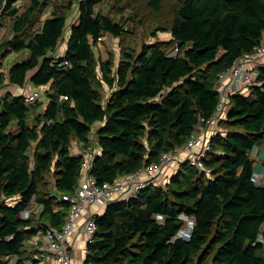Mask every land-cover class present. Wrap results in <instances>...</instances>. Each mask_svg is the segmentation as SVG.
Here are the masks:
<instances>
[{"label": "trees", "instance_id": "obj_1", "mask_svg": "<svg viewBox=\"0 0 264 264\" xmlns=\"http://www.w3.org/2000/svg\"><path fill=\"white\" fill-rule=\"evenodd\" d=\"M17 1L7 0L0 13V25L9 18L12 30L0 39V68L12 52L27 50L9 69L10 84L48 89L44 109L23 95L0 96V264H42L32 256V239L62 228L70 208L62 195L73 194L82 178L74 142L88 146L97 135L101 151L91 172L100 183L183 147L217 109L219 74L263 41L264 0H173L166 16V0H30L24 12ZM135 3L144 6L142 15L136 8L124 21L114 17ZM105 4L109 13L98 10ZM73 9L78 19L69 27ZM145 19L171 38L137 51L127 42L128 24L136 39ZM107 36L120 38L119 61L96 51ZM174 43L179 51L169 55ZM260 72L264 80V66ZM104 86L116 87L105 103ZM217 125L204 159L212 172L183 161L165 185L108 203L86 264H264V185L253 180L252 157L264 141V83L231 95ZM27 209L30 216L21 217ZM187 218L189 238L178 235Z\"/></svg>", "mask_w": 264, "mask_h": 264}, {"label": "built area", "instance_id": "obj_2", "mask_svg": "<svg viewBox=\"0 0 264 264\" xmlns=\"http://www.w3.org/2000/svg\"><path fill=\"white\" fill-rule=\"evenodd\" d=\"M7 0H0V13L2 12ZM105 39V38H104ZM99 37L98 41L104 40ZM179 51V45L168 51L169 55H175ZM64 53L56 51L55 59L60 58ZM69 64V61H65ZM264 66V39L261 44L252 52H246L235 60L232 66L219 74L216 82V89L219 93V103L213 115L205 120L202 118L200 126L194 130L183 147L176 151H168L162 154L158 162H154L149 166L143 167L137 171L128 173L113 182L100 183L96 176L91 172L94 161L97 157L93 144L86 146L83 151L82 161V179L75 188L73 194H63L62 199L70 203V208L65 217L64 224L61 229L45 228L40 233V239L47 247L54 264H75L71 255L70 237L75 227L76 219L85 211L88 204H108L113 201L126 200V197L136 196L140 190L150 184H156L157 178H161L163 183L170 180V176L164 173V168L171 164H180L179 156L184 152H188L187 161L191 166L197 168L201 172L211 173L212 169L207 167L204 159L211 150V138L213 135L207 133V129L212 127L214 123L217 125L219 118L225 117L230 97L233 94L248 95L254 86H262L264 80L260 78V67ZM42 91L34 88L28 93H22L27 103H34L41 98ZM64 96V99H67ZM219 130V129H218ZM217 130V131H218ZM257 148L255 146L252 151ZM147 174V178L142 174ZM253 180L260 185H264V171H255ZM31 214V210L27 209L21 213V217L27 218ZM99 214H89L84 222L85 246L83 254L87 257L90 252L89 246L95 242L98 224L97 218ZM159 220L163 219L162 215H157ZM189 224L185 229H181L179 236L189 238L193 228V219H189ZM264 225L260 233V241H264ZM12 263L17 261V256L9 257ZM29 264H33L31 261Z\"/></svg>", "mask_w": 264, "mask_h": 264}, {"label": "rangeland", "instance_id": "obj_3", "mask_svg": "<svg viewBox=\"0 0 264 264\" xmlns=\"http://www.w3.org/2000/svg\"><path fill=\"white\" fill-rule=\"evenodd\" d=\"M29 1L30 0H23L21 2L22 4H21L20 7L28 5ZM123 4L126 5L127 1H124ZM173 4H174L173 0H166L165 1V6L167 7V10L164 11V13H163L164 16L169 15L172 12ZM128 5H132V4H128ZM105 8L110 10V6L109 5L105 4V5H102V6L101 5L98 6V10H101V11H103V9H105ZM136 8L138 9L136 13H138L139 15H142L144 13L143 12L144 6L141 5V4L135 3L132 6L124 7L123 12L116 13L114 15V17L116 19H118V20L124 21V20L128 19V17H130L132 14L135 13ZM74 10H76V9H74ZM146 17L150 18L147 15H146ZM145 22L146 23H142L138 27V32H137V38L136 39H134L133 36L131 35V33L134 31L133 23H131V24L129 23L128 24V27H129V31L128 32L130 33V35L127 38V42L130 43L135 50H137V51L140 50L142 48L143 43H145V42L151 43V42L156 41V40H169L171 38V34L170 33L163 32L161 30H156L155 29V25H151L149 19H145ZM155 32H156V34H154ZM11 33H12V30H11V26H10V19L8 18V19L5 20L4 25H0V39H2L3 37L10 36ZM105 41H106V37H105V39L102 42H100L101 44L106 45L105 51H106L107 55L105 57L107 58V57H109L111 55V56L115 57L116 61H119V59L121 58L120 38H118V37L115 38L113 36H109L107 38V41L106 42ZM175 45H176V43H174L172 46H170L168 48V51H171L175 47ZM61 46H62V43H61ZM96 51L97 52L99 51L98 53L101 54L99 49L96 48ZM62 53H64V52H62ZM26 56H28V51L27 50L22 51V52H18V53L17 52H12L11 54H9L4 59L3 64H2L3 66H2V68H0V72L2 73L3 78H4V87L0 91V96L4 95V93H9V92H12L13 94H17V93H21L22 94V93H27L28 92L27 90L26 91L24 90V89H27V87H28L27 85L24 86V87H19V86L10 84V81H9V69L14 64L19 62L20 60H24L26 58ZM39 88L42 91L41 92L42 96L38 100V103H40V105H41L40 106V109H41L47 103L46 102V97H47L46 96V90L48 88L47 87H42V88L39 87ZM166 92H168L167 89L164 91V94ZM17 95H19V94H17ZM106 95H107V92L103 93L104 100H106V98H107ZM157 99L160 100L161 97H158ZM217 124H218V121H217ZM218 129H219V127H218ZM92 140H93L92 144L94 145L96 153H99L100 146L97 143V136L95 135V133L92 134ZM73 152H75L74 148H73ZM183 161H187V160L186 159H182L181 162H183ZM179 167L180 166L178 164V167L176 168L175 172L174 173L170 172V173L175 174L178 171L177 169H179ZM156 185L163 186V185H165V183L162 182L161 178H159V179L157 178ZM128 199H129V197H126V200H128ZM10 201H13V199H11ZM189 219L190 218H187V220H189ZM188 224H189V221H187V224H186L185 227H183V229H185L188 226ZM40 235L41 234H38L37 235V239L36 238L34 239L35 241H33V243H34L33 245L40 246L42 244L41 239H40ZM27 247L28 248H33L32 244H30V243H28Z\"/></svg>", "mask_w": 264, "mask_h": 264}, {"label": "crops", "instance_id": "obj_4", "mask_svg": "<svg viewBox=\"0 0 264 264\" xmlns=\"http://www.w3.org/2000/svg\"><path fill=\"white\" fill-rule=\"evenodd\" d=\"M22 1L23 0H18L17 1V5L19 7L21 6V4H22L21 2ZM27 6L28 5L20 7V12L26 11ZM49 11H50V7L47 8V11L43 14L42 18H44L45 15ZM103 12L104 13H109V9L105 8V9H103ZM78 13H79L78 9L77 10L73 9L71 12H69V27H71L74 22H77ZM41 25L42 24L38 25L39 28L41 27ZM68 32H69V28L67 27V33ZM108 37L109 36L106 37V41H107ZM101 46H103L100 49L102 51L101 53L105 57L107 55V53H106V51L104 49L106 47V45L101 44ZM65 50H66V44L64 42V43H62V46H60L58 48V51H61V53H62V52H65ZM27 57L28 56H26V58ZM20 61H22V60H20ZM26 85L28 87H27V89H24V90L25 91L27 90L28 92H30L34 88H37L31 82H28ZM114 88L116 89V87L111 88V87H108V86H104L103 93L107 92L106 100L108 99L109 95L114 91ZM17 94L20 95L21 93H17ZM106 100H104V102ZM46 102H47V97H46ZM44 108H45V106L43 107V109ZM100 125H101L100 123H97L95 125V129H96L97 126H100ZM217 130H218V126L216 125V123H214V125H212V127L207 129L208 137H209V135H213L215 132H217ZM93 133H95V132L93 131ZM92 134H91V139H92ZM92 142H93V140H92ZM73 148H74L75 153L83 154V151L85 150L86 146H84V144L82 142L76 140L74 142V144H73ZM100 151H101V148H100L99 152ZM187 154H188V152L184 151L179 156L178 160H180V161L182 159H186L187 160ZM252 157H253V160H254L255 171H258V172L264 171V141L262 143H260L259 145H257V148L254 151H252ZM177 167H178L177 163H175V162L171 163V164L167 165L164 168V173L171 177L172 174L175 172ZM170 172H173V173H170ZM142 176L146 177V179H148L147 178V174L143 173ZM106 206H107V204H105V203L104 204H100V203L88 204L86 209H85V211L80 215V217H78L76 219L75 227H74V229L72 231V234H71V237H70L71 255L74 258L75 264H86V256L83 254V248H84V246L86 244V242H85V233H84V222H85L86 218L88 217L89 214H94L95 213V214L101 215L104 212V210L106 209ZM35 238L37 239V237H35ZM34 239H32V241H35ZM34 248H33L32 256L34 255L37 258L38 257L41 258L42 259V264H54V261H53L51 255H50L47 247L44 245L43 242H42V244L40 246H35Z\"/></svg>", "mask_w": 264, "mask_h": 264}, {"label": "water", "instance_id": "obj_5", "mask_svg": "<svg viewBox=\"0 0 264 264\" xmlns=\"http://www.w3.org/2000/svg\"><path fill=\"white\" fill-rule=\"evenodd\" d=\"M52 123V122H51Z\"/></svg>", "mask_w": 264, "mask_h": 264}]
</instances>
